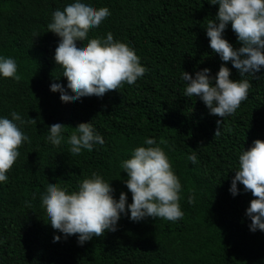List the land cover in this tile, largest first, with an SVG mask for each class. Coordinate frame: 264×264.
<instances>
[{"label": "trees", "instance_id": "16d2710c", "mask_svg": "<svg viewBox=\"0 0 264 264\" xmlns=\"http://www.w3.org/2000/svg\"><path fill=\"white\" fill-rule=\"evenodd\" d=\"M67 2L0 0V55L16 60L19 75L0 77V116L17 111L34 120L22 127L29 140L0 184V264H264V231H250L246 215L256 197L239 182L237 195L229 191L241 150L264 140V68L245 75L251 82L248 98L224 119L209 114L198 97L183 95V71L194 75L209 68L215 76L223 63L231 79H241L209 47L206 26L219 6L209 0H92L111 15L89 37L112 32L135 49L147 71L135 84L123 83L103 97L64 100L60 89L50 88L54 78L64 84L68 78L54 59L59 36L47 25ZM223 35L234 48L241 46L230 23ZM57 120L65 124V140L79 123L92 122L104 145L72 155L64 141L55 145L47 137ZM217 120L223 122L215 136ZM145 137L164 149L179 177L181 220L134 222L122 215L116 231L82 246L76 234L65 239L51 227L40 196L49 181L74 190L97 172L111 181L115 198L125 192L131 203L120 165ZM193 151L195 165L188 160ZM54 235L61 240L53 242Z\"/></svg>", "mask_w": 264, "mask_h": 264}, {"label": "clouds", "instance_id": "9594fccd", "mask_svg": "<svg viewBox=\"0 0 264 264\" xmlns=\"http://www.w3.org/2000/svg\"><path fill=\"white\" fill-rule=\"evenodd\" d=\"M209 3L219 6L206 26L209 47L221 61H230L241 79H231V69L223 63L215 76L210 75L209 68H204L194 75L183 71L180 77L185 82V97H198L209 114L224 119L248 98L251 82L244 78L245 75H253L264 68V0H209ZM110 15L107 6L97 8L92 0H69L62 9L53 11L47 28L59 36L54 59L63 66L62 75L68 79L64 84L60 78H54L50 88L60 89L62 99L103 97L123 83L135 84L146 73L135 49L114 39L112 32L103 37H89V30L96 29ZM229 23L241 44L238 48L223 35ZM17 68L13 57L0 55V77L18 80ZM10 117L0 116V184L8 180V172L20 155L18 148L29 140L22 127L34 123L33 119L25 120L17 111H11ZM222 122L217 120L215 136L220 135ZM64 128L62 121L52 122L47 137L55 145L64 141L72 155H79L83 150L92 151L95 145L105 143L92 122L72 127L74 130L66 140ZM188 160L193 165L197 163L194 151ZM120 167L127 173L123 182L131 193V203L125 192L115 198L111 181L97 172L84 178L74 190L49 181L40 196L51 227L65 239L76 234L77 242L82 246L105 231H116L122 215L134 222L146 217L168 221L183 218L179 203L181 182L167 153L154 138L145 137L143 145L135 147L130 158L121 161ZM238 182L245 192L251 191L256 197L246 209V215L251 219L250 231H264V140L256 139L247 150H241L238 169L229 188L233 196L238 194ZM192 199L189 196L188 202L192 203ZM61 238V235H54L53 242Z\"/></svg>", "mask_w": 264, "mask_h": 264}, {"label": "bare ground", "instance_id": "6f19581e", "mask_svg": "<svg viewBox=\"0 0 264 264\" xmlns=\"http://www.w3.org/2000/svg\"><path fill=\"white\" fill-rule=\"evenodd\" d=\"M172 51V50H171ZM177 51V50H176ZM173 52V51H172ZM167 56V55H166ZM161 61H162V59H161ZM228 159V158H227ZM219 162H220V160H219ZM231 167V166H230ZM206 169V168H205ZM211 171V170H210ZM205 174V173H204ZM206 175V174H205ZM204 176V175H203ZM212 184V183H211ZM207 187H208V184H207ZM210 187H212V186H210ZM214 187H215V185H214ZM212 191V190H211ZM217 192V191H216ZM215 192V193H216Z\"/></svg>", "mask_w": 264, "mask_h": 264}]
</instances>
